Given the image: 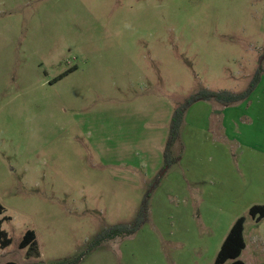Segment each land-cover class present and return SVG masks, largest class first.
I'll list each match as a JSON object with an SVG mask.
<instances>
[{
  "label": "rangeland",
  "instance_id": "obj_1",
  "mask_svg": "<svg viewBox=\"0 0 264 264\" xmlns=\"http://www.w3.org/2000/svg\"><path fill=\"white\" fill-rule=\"evenodd\" d=\"M260 67L189 107L166 169L175 108ZM0 205V264H213L240 217L264 264V0H0Z\"/></svg>",
  "mask_w": 264,
  "mask_h": 264
},
{
  "label": "trees",
  "instance_id": "obj_2",
  "mask_svg": "<svg viewBox=\"0 0 264 264\" xmlns=\"http://www.w3.org/2000/svg\"><path fill=\"white\" fill-rule=\"evenodd\" d=\"M262 74V68H258L255 72L248 87L240 93H232L228 91L213 92L207 89L198 91L191 94L183 103L175 108L174 113L170 120L169 135L165 145L163 158L165 167L168 169L175 163V159H172L171 148L175 141L179 140L180 130L184 116L191 105L196 102L206 101L220 104L223 107L236 105L248 98L253 92L257 84L260 82ZM161 175L155 180L154 189L157 187L161 180ZM152 191H148L145 195L140 209L138 211L136 219L130 224H119L112 226L108 229H104L97 234L90 244L88 250L96 247L98 244L104 241L114 240L116 238H126L134 235L146 222L148 217V202ZM2 206L0 205V214L2 213ZM249 216L256 222L264 221V205H254L249 209ZM4 220L8 218L3 217L0 219V248L5 249L11 244V239L7 236V233L1 229V225ZM245 219L243 217L238 218L233 226L230 228L228 234L223 240L220 249L213 264H245L239 259L242 251L245 249V242L243 237ZM36 247L35 232L32 230L26 231L22 240L19 243L20 249H34ZM79 259L73 262H58L56 264H78ZM14 264V263H6Z\"/></svg>",
  "mask_w": 264,
  "mask_h": 264
}]
</instances>
